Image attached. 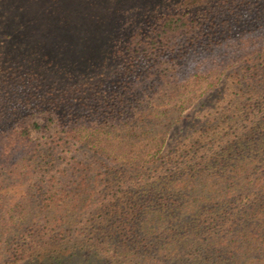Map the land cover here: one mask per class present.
<instances>
[{
  "label": "trees",
  "instance_id": "obj_1",
  "mask_svg": "<svg viewBox=\"0 0 264 264\" xmlns=\"http://www.w3.org/2000/svg\"><path fill=\"white\" fill-rule=\"evenodd\" d=\"M215 1L136 27L127 67L107 39L72 86L0 69V264H214L218 231L261 248L264 0Z\"/></svg>",
  "mask_w": 264,
  "mask_h": 264
},
{
  "label": "rangeland",
  "instance_id": "obj_2",
  "mask_svg": "<svg viewBox=\"0 0 264 264\" xmlns=\"http://www.w3.org/2000/svg\"><path fill=\"white\" fill-rule=\"evenodd\" d=\"M207 1L213 3L215 0H0V69L28 67L43 73L48 84L72 86L78 72L91 71L99 61L107 39L113 40L115 48L120 50L118 60L124 61L122 65L127 67L129 55L125 45L136 27L145 32L159 15L178 8L195 14L206 6ZM246 21L247 18L240 19V22ZM246 41L238 48L240 51L247 47ZM66 70L74 80L67 76L62 78L57 73ZM114 70L110 68L108 73ZM104 84L106 89L118 85L116 77ZM224 84L225 77L183 111L179 122L169 130L165 149L189 125L200 104L208 103V96L212 103ZM235 233L218 231L213 236L216 242L212 247L202 238L198 247L217 251L212 258L214 264H241L240 261L246 258L245 264H264L258 261L264 256V244H260L261 248L255 252L249 250L258 245L256 242L248 245L249 242L244 241L235 248L229 244ZM223 238L224 241L220 240ZM230 250L234 255H229Z\"/></svg>",
  "mask_w": 264,
  "mask_h": 264
}]
</instances>
